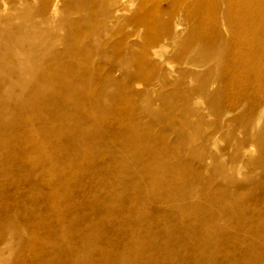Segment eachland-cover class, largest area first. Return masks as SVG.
Segmentation results:
<instances>
[{"label": "rangeland", "instance_id": "rangeland-1", "mask_svg": "<svg viewBox=\"0 0 264 264\" xmlns=\"http://www.w3.org/2000/svg\"><path fill=\"white\" fill-rule=\"evenodd\" d=\"M42 1L53 0H0V11L25 17L11 26L35 21L46 54L62 48L49 41L65 37L67 19L100 15L103 2L56 0L48 15ZM117 1L120 13L133 3L124 17L147 16L164 61L146 58L139 78L132 65L112 73L109 89L55 92L21 111L28 121L8 123L1 200L7 216L18 211L22 264H264L262 108L250 99L229 123L225 91L215 97L198 60L224 0ZM105 50L102 63L122 68ZM241 121L254 125L247 138L234 133Z\"/></svg>", "mask_w": 264, "mask_h": 264}, {"label": "bare ground", "instance_id": "bare-ground-1", "mask_svg": "<svg viewBox=\"0 0 264 264\" xmlns=\"http://www.w3.org/2000/svg\"><path fill=\"white\" fill-rule=\"evenodd\" d=\"M57 3L53 0L50 6L48 1H42L40 8L48 14L55 11ZM117 3V0H103L98 4L100 15L89 11L88 18L74 22L67 19L65 37L49 41L51 46L59 42L62 48L55 49L51 54L44 53L40 48L41 42L48 40L38 24L28 20L25 24L11 26L14 20L25 17L7 16L3 6L0 11V155L7 140L8 123L30 119L21 113L22 110H34L39 105L52 102L55 92L109 89L116 86L111 74L121 73L129 65L139 78L146 68L148 57L155 59V65L163 63L167 47L156 45L157 40L149 37L147 16L132 13L126 18L124 15L130 13L133 3L123 8L122 13L113 9ZM222 6L224 13L212 22V26H216L211 32L212 43L204 46L205 50L199 53L198 60L206 72L204 77L210 75L217 86L213 90L215 97L221 90L225 91L226 114L232 125L236 123L234 115L245 107L246 102L257 99L263 112V115L260 114L263 116V127L254 138L260 149L264 143V0H224ZM86 20L92 23L87 29L81 27ZM123 21L124 27L121 25ZM89 36L94 46L87 42ZM134 37L140 38L139 45H127L126 41ZM124 45L125 51L121 52ZM107 47L113 48L119 55L122 68H107L108 64L102 63L109 59L105 50ZM195 51L198 50L190 54ZM179 53L182 54V51ZM188 63H196L195 58ZM196 71L186 73L192 82L198 77ZM67 101V98L60 100L61 103ZM250 124V121H241L234 133L247 138L250 130L254 129V125L250 127ZM3 175L0 162V264H22L19 252L22 227L17 222L18 211L14 210L11 216H7L8 210L1 200L4 197L1 192ZM170 177L175 179L173 175Z\"/></svg>", "mask_w": 264, "mask_h": 264}]
</instances>
